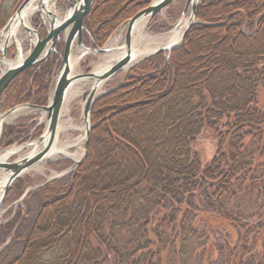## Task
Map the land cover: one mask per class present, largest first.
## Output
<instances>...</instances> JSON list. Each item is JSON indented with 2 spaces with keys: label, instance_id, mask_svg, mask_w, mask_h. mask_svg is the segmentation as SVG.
Returning a JSON list of instances; mask_svg holds the SVG:
<instances>
[{
  "label": "trees",
  "instance_id": "obj_1",
  "mask_svg": "<svg viewBox=\"0 0 264 264\" xmlns=\"http://www.w3.org/2000/svg\"><path fill=\"white\" fill-rule=\"evenodd\" d=\"M22 2L0 0V30ZM150 2L96 0L85 18L90 44L103 47ZM197 18L201 23L169 58L160 53L146 59L124 85L96 101L84 161L34 192L41 206L30 228L21 212L6 224L9 233L18 225L21 249L2 252L0 264H181L185 233L200 229L208 248L204 264L218 257V230L239 236L229 264L244 262L238 217L207 198L228 194L240 180L251 190L248 175L264 168V0H203ZM34 25L41 27L39 18ZM60 61L53 52L20 73L2 107L9 101L11 107L46 105ZM28 126L4 125L0 149L26 141ZM206 132L225 149L204 165L195 144ZM191 201L206 208L195 209ZM161 210L169 213L158 219ZM260 235L261 257L264 229Z\"/></svg>",
  "mask_w": 264,
  "mask_h": 264
},
{
  "label": "rangeland",
  "instance_id": "obj_2",
  "mask_svg": "<svg viewBox=\"0 0 264 264\" xmlns=\"http://www.w3.org/2000/svg\"><path fill=\"white\" fill-rule=\"evenodd\" d=\"M201 2L199 3V5L201 4ZM185 4H186V0H176L166 11H164L159 16H157L154 19V21H150L149 23H146L142 31L146 32V34L151 36L161 35V34L168 35V33L174 32L175 29H178L182 25V22L185 20V17L183 16V10ZM13 6H14L13 4H10V7ZM67 6H68L67 0H64L63 2L59 0L58 2H56L55 14L62 18L66 12ZM16 11L17 9L16 10L14 9L12 14L10 15V18L14 15ZM38 15L39 14L31 17L30 23L34 27L39 29L40 32H41V28H43L44 31L41 34H46V27L43 21H41L42 27H38L34 25V23L32 22L33 18L34 17L36 18ZM10 18L8 19V21L10 20ZM196 23H201V21L197 18V16H196V22L193 25H195ZM120 30L121 31L119 32L120 33L119 36L117 33L110 37L109 45L112 43L117 45V47L123 45L126 31L124 29H120ZM22 34L27 35V32L25 31L24 28L22 29ZM137 34L139 33L137 32ZM116 39L117 41H115ZM135 39H136L135 41V46H136V43L139 40V35H136ZM85 44L89 47H92V45L89 42V39L86 40ZM63 46H64L63 42L59 43L58 45L59 53L62 52ZM22 48L24 55H26L27 52L32 49V43H30L29 37H26L24 39L22 43ZM81 52L82 50L77 49L75 50L74 54L79 56ZM110 53L112 52H109V54L108 53L99 54L92 52L90 50V52H88L87 55L81 58L79 64L76 65L75 68H73L74 73L76 74V73H85L89 71H94L100 65L105 63L106 61L105 59L106 57L108 58V56H110ZM7 54H8V59L16 60L18 55L17 48L15 46L8 48ZM1 57L2 56H0V60ZM4 69H6V67L4 65H1L0 74H1V70ZM132 69H130L127 72L122 71L116 74L115 76H113L112 78H110L109 80H107L106 82H104L100 86L98 92L99 98L124 85L125 79L128 73ZM56 75L53 77L52 80L51 93L48 102L50 101L54 90ZM78 82L80 84L79 87L82 90L88 89L90 87V84L92 83V81L90 80H81ZM82 94H80L75 99L67 103L66 109L61 117L60 124L61 126L64 124L72 125L73 127L65 131L60 130L57 139L58 146L65 147L70 145L68 149L70 150L71 153L76 154V157L78 159L83 158L85 155V136H84L85 131L84 129L82 130L81 128L83 123V111H84V101L82 99ZM96 101L94 102V104L96 103ZM10 104H13V102L9 101V104L5 105L4 107H2L1 104L0 113H4L5 111L15 106L22 105V104H16L11 107ZM16 124L19 125L23 124L24 126L25 125L27 126V124L29 125L28 126V130L30 131L29 138L26 141L15 142L6 149H0V156H2L3 153H5V151H8L13 147L21 146L25 143L36 141L41 135L44 134L47 126V119L46 116L36 114V111L27 108L25 113H22L21 115L17 116L12 120H8L4 122V125H16ZM91 125L93 129L94 126L92 120H91ZM82 137H84L83 140H81ZM214 137L215 136L212 132H206L203 134L202 138L199 141H197L195 144V147L199 152L200 159L202 160L204 165L210 163L211 162L210 160L214 155L216 154L219 155V153H221V151L225 149V145L223 144L220 145V149L216 148L218 144H217V140H215ZM30 151H31L30 147L25 148L19 151L18 153L10 156L7 159V161L11 162L19 158H22L26 156V154L30 153ZM75 160L77 159H73L71 157L66 158L64 157L63 154L53 156L47 162L35 166L32 170L28 171L22 177H20L18 180L14 182V184L10 188L11 189L10 195L6 196L4 202L0 207V255L2 252H5V254L10 256L15 252H18L19 249H21V242L19 239V235L21 232L20 230L18 231V225L16 226L15 229H12V232L9 233V231L5 229L6 224L13 219H17L18 212H21L25 215L28 214L27 216L29 218V222L27 224V227L30 228L31 223L33 222V219L35 218L41 206V197L39 195H36V193L34 194V192L38 190L40 187H42L47 180L58 176L63 171L70 168L74 164ZM57 163H61V165L58 168L57 166H54ZM251 173L252 174L248 175V179H250L251 182V184L249 185L251 190L246 191L245 190L246 188L241 187V185L239 184L242 183L243 180H240L234 182V186L232 187L233 190L229 188V192H231L230 194L229 192L227 194L224 192L217 191L216 192L217 195H214L215 197L213 198L210 197V199L207 198V200L210 201L211 203L213 202L217 204H220L221 202L222 204L225 203V206L228 208L229 212L231 213V216L233 218L238 217L236 219V222L240 223L243 226V233L246 237L244 243V248H245L244 253L248 252V254L244 257V262L242 264H260V259H261V263L263 264L264 244H262L263 249L261 250V253L263 254L260 257L259 236H261L260 231H263L264 229V168L263 170L259 171V174L254 172ZM5 174L6 173L0 171V185H2L4 182L3 179L5 177ZM29 189L30 191L28 192ZM250 192L253 193V196H250L248 194ZM1 195L2 192H0V198ZM191 206L195 209L206 208L204 202H201V204L198 207L193 201H191ZM225 206H222L221 209L224 208ZM219 209L220 208H218L217 210L219 211ZM160 212L161 213L157 215L158 219L163 218L165 215L168 216L169 213L168 211H162V210ZM162 228L166 229V226H162ZM166 233L169 234L170 231H167ZM176 236H177L175 242L176 247L181 248L182 237H180L179 235ZM202 236L203 234L201 229L198 232L197 230H192V233L189 231L185 233V237L187 241L185 243V249L184 250L183 248L181 249V252L183 250L185 253L183 258V260L186 259V261H184L185 264H204L203 260L204 257L207 255L208 248H207V242ZM214 237H215L214 248L218 252L217 254L218 257L214 259V261H212L211 264H229V260L232 254L236 250L239 236L237 234L232 235V233L229 232L228 230H222V231L218 230L214 233ZM91 243L93 248L100 249L99 243L95 239H91ZM169 257L171 258V260L174 258V256L173 257L169 256ZM46 258H50V256L46 255ZM184 263L181 262V264Z\"/></svg>",
  "mask_w": 264,
  "mask_h": 264
},
{
  "label": "water",
  "instance_id": "obj_3",
  "mask_svg": "<svg viewBox=\"0 0 264 264\" xmlns=\"http://www.w3.org/2000/svg\"><path fill=\"white\" fill-rule=\"evenodd\" d=\"M38 1L40 8L44 6V0H23L21 5L18 7L17 11L10 18L4 28L0 31H5L9 28L12 21L20 15L23 10L31 2ZM59 0H56L58 2ZM95 0H68V6L64 16L61 18L54 15L55 17L48 18L46 21L43 17V11L39 10L35 15L39 14L40 21L44 22L46 27V35L43 36L39 29L34 27L31 23L24 26L26 32H30V43H32V49L27 52L26 55L23 53V48L21 49V54L16 60L11 59L8 69L1 72L0 75V106L2 103V97L5 90L13 82V80L26 69L44 61L49 57L53 52L58 51V44L63 42V50L59 53L61 57V64L58 69L55 86L51 96L50 101L46 105H36L33 103H26L19 106H15L4 113H1L0 121V138L3 132L4 118L11 115V113L19 108H30L36 111V114L44 115L47 119L46 130L43 135H41L36 141L25 143L24 148L30 147L33 143L38 145L44 144L43 148L40 151L33 152L31 154H26V156L19 158L17 160L8 162L3 160L5 153L0 156V171L6 173L2 184V195L0 198V207L4 202L10 188L16 180L22 177L25 173L32 170L35 166L47 162L50 158L49 155L54 148L59 136V126L61 122V117L66 109V103L69 99V93L72 87L81 80H90L93 82V85L88 89H85L82 94V99L84 101V111L83 119L87 123L86 135H85V155L79 160H75L74 164L63 171L56 177L49 179L46 183L61 178L69 173H72L77 169L83 160L86 157L90 136H91V110L94 105V102L99 98L98 92L100 86L115 76L116 74L122 71H129L138 63L144 61L147 58L155 56L157 54L163 53L167 58H169L172 50H175L181 47L184 43V39L196 22L197 9L198 5L202 0H186V4L183 10V16L189 15V21L186 25L184 33L182 35V41L178 46H164L153 51L147 52L144 56L140 57L138 61L134 57L135 49V36H136V27L138 22L147 19V23L154 20L161 13L166 11L176 0H152L149 6L137 14H135L130 19L126 20L120 28L126 29L123 45L117 47L116 49H125V55L108 67L105 71L98 73L96 71H89L85 73H74L73 71V55L75 50L80 49V57L87 55L90 50L95 53L105 54L109 53L111 49L105 45L102 48L89 47L85 44V32L87 28L85 26V18L90 14L93 3ZM10 47H7L6 50L1 54V58L8 57L7 50ZM22 59L19 61L18 58ZM15 62V63H14ZM18 152H15V154ZM66 157V156H64ZM69 158V157H66ZM30 190V189H29ZM28 190V192H29Z\"/></svg>",
  "mask_w": 264,
  "mask_h": 264
},
{
  "label": "bare ground",
  "instance_id": "obj_4",
  "mask_svg": "<svg viewBox=\"0 0 264 264\" xmlns=\"http://www.w3.org/2000/svg\"><path fill=\"white\" fill-rule=\"evenodd\" d=\"M55 7H56V0H44V6L42 8H40L38 1H34V2H31L30 4H28V6L23 10V12L20 15H18L12 21L9 28L0 33V56L4 52V50L7 49V47L15 46L17 48V51H18V57H20L19 55L21 54L20 51L22 49V43L26 37L30 38V35H31L30 32H27V35L22 34V29L24 28V26L30 24V18L33 17L34 14H36V12L39 10L43 11V17L46 21H48L49 17H51V18L55 17L54 16L55 15ZM37 18L38 17H36V18L34 17L32 22L34 23V21ZM188 21H189V15L185 16V20L182 22V25L178 29H175L174 32L168 33V35L161 34V35H154V36L148 35V34H146V32L142 31V29H144V26L147 23V19H144V20L138 22L137 27H136V35H139V40L136 43V46L134 49L135 60L138 61L139 58L144 56L147 52L153 51V50L158 49L160 47L180 45V43L182 41V35L184 33L186 25L188 24ZM137 32L139 34H137ZM115 41H117V39ZM135 41H136V39H135ZM105 45H107V47H109L111 49L110 52H112V53H110V56H108V58L106 57L105 63H103L102 65H100L98 68H96L94 70L98 73L105 71L108 67H110L113 63H115L118 59H120L126 53L125 49H123V48L122 49H116L117 45H115L114 43L109 45V40L107 41V43ZM18 59L20 61L22 59V57L18 58ZM10 60L11 59H8V57H6L4 59L1 58L0 66L4 65L6 67V69L1 70V72L8 69L7 64H10V62H11ZM80 60H81L80 56H77L75 54L73 55V68H75V66L79 64ZM79 85H80L79 82H77L72 87V89L70 90V93H69V99H68L67 103H69L71 100L75 99L77 96H79L80 94L83 93L84 90H82L79 87ZM92 85H93V82L90 84V87ZM67 103H66V105H67ZM26 110H27V108H19V109L13 111L11 113V115L4 118L3 121L6 122L8 120H12V119L16 118L17 116L21 115L22 113H25ZM1 119L2 118H1V113H0V121H1ZM72 127H73L72 125L64 124L61 126V124H60L59 131L60 130L65 131V130L71 129ZM81 128H82V130L84 129V131H85L84 136H85L86 135V129H87V123L84 121V119H83V123H82ZM83 139H84V137L81 138V140H83ZM45 143H46V140H45ZM45 143H42L41 145L33 143L30 146L31 151L29 154H31L33 152L40 151L43 148ZM69 146H65V147L64 146H58L57 141H56V143L54 144V148L51 151V154L49 155V158H52L53 156H56V155L63 154L66 157H71L73 159L79 160L76 157V154H73L70 152V150L68 149ZM23 148H24V145L11 148L10 150L7 151L3 160H7L10 156L14 155L15 152H19V151L23 150ZM4 182H5V180H4ZM1 191H2V185H0V192Z\"/></svg>",
  "mask_w": 264,
  "mask_h": 264
},
{
  "label": "flooded vegetation",
  "instance_id": "obj_5",
  "mask_svg": "<svg viewBox=\"0 0 264 264\" xmlns=\"http://www.w3.org/2000/svg\"><path fill=\"white\" fill-rule=\"evenodd\" d=\"M96 1V0H95ZM95 1H94V3H95ZM94 3H93V5H94ZM92 8H93V6H92ZM92 10V9H91ZM41 27H42V25H41ZM42 29V28H41ZM88 33L86 32L85 33V38L88 40L89 38H88V35H87ZM43 35H45V34H43Z\"/></svg>",
  "mask_w": 264,
  "mask_h": 264
}]
</instances>
